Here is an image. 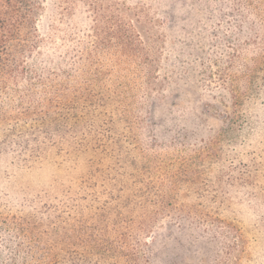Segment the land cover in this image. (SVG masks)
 <instances>
[{"label":"trees","instance_id":"1","mask_svg":"<svg viewBox=\"0 0 264 264\" xmlns=\"http://www.w3.org/2000/svg\"><path fill=\"white\" fill-rule=\"evenodd\" d=\"M177 50L222 62L231 129L264 105V0H0V264H137L156 229L218 218L240 241L231 264H264V219L173 193L199 182L155 134Z\"/></svg>","mask_w":264,"mask_h":264},{"label":"rangeland","instance_id":"2","mask_svg":"<svg viewBox=\"0 0 264 264\" xmlns=\"http://www.w3.org/2000/svg\"><path fill=\"white\" fill-rule=\"evenodd\" d=\"M157 38L158 33L154 41ZM184 52L177 50L172 55V84L166 95L171 103L170 117L168 120L158 117L160 121L155 127V134L160 140L171 142L176 153L189 158L187 167L180 168L189 173H198L199 182L192 184L188 181L173 193L183 197L201 195L219 198L227 195L231 202L236 199L231 209L238 211L239 220H242L240 226L247 227L255 220L260 223L264 219V105L253 106L251 118L242 123L238 132L231 129L229 126L233 119L226 118L224 109L215 103L222 98V94L231 98L226 88L219 86L222 62L218 57L219 63L215 59L206 61L202 57L192 60L187 57L190 53ZM198 101L209 105L208 114L198 113L194 108ZM162 111L163 108L157 115ZM222 127H226L225 132H222ZM208 136L210 140H205ZM216 154L223 157L215 159ZM4 165H7V161L0 162V169ZM223 166H235L232 178L248 184L230 189L221 180V170L225 169ZM30 181L27 176H21L12 187L20 188L17 186ZM212 226L206 228L192 224L181 229L176 237L165 236L161 229H156L157 235L150 234L145 238L150 260L142 252L137 264H231L240 245L235 229L219 218Z\"/></svg>","mask_w":264,"mask_h":264}]
</instances>
